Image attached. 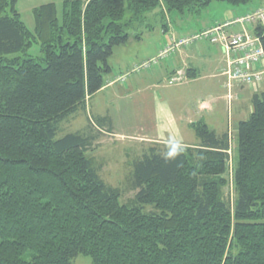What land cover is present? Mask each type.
Listing matches in <instances>:
<instances>
[{"label": "trees", "instance_id": "1", "mask_svg": "<svg viewBox=\"0 0 264 264\" xmlns=\"http://www.w3.org/2000/svg\"><path fill=\"white\" fill-rule=\"evenodd\" d=\"M16 1L0 0V264H71L78 255L91 264H264V87L236 128L232 199V138L203 121L191 124L198 142L175 157L173 144L157 143L133 161L127 202L93 166L91 130L57 137L103 87L114 47L140 39L130 29L145 13L210 0H63L60 16L54 3L34 9V33ZM251 32L264 51V27ZM37 39L38 59L27 52Z\"/></svg>", "mask_w": 264, "mask_h": 264}, {"label": "rangeland", "instance_id": "2", "mask_svg": "<svg viewBox=\"0 0 264 264\" xmlns=\"http://www.w3.org/2000/svg\"><path fill=\"white\" fill-rule=\"evenodd\" d=\"M62 1L17 0L15 9L26 28L34 33V9L43 4L54 3L57 14L60 16L63 6ZM261 6H264V2L261 0H251L246 4L240 5H232L220 0H210L204 7L194 6L183 13L171 12L167 14L163 6L158 4L154 9L144 14L145 20L143 22L135 23L130 29L133 35L141 33V42H138L137 39H130L128 43L114 47L113 53L108 60L112 72L110 75L114 77L117 74L126 72H122L124 70L122 68V57L131 52L136 53L134 57L137 59V57H142L138 56V54H144L149 49L151 50L152 46L156 47L157 43H164L166 40L169 42L171 36H175L176 38L191 37L215 25L232 21ZM129 17V14L126 13L125 19ZM164 26H167V29ZM245 27L248 28V26ZM240 30V25H234L231 28V31L234 32ZM252 30L253 26L249 25L248 31L251 32ZM194 42L198 46L201 44L198 51L203 50L207 52L208 46L212 47L206 40H196ZM27 52L31 57L37 59L42 57L43 53L38 39L32 42ZM193 55L195 56L194 51ZM216 56L218 57L219 53ZM222 56L221 54L220 57L222 58ZM194 58L197 59L195 62L197 63L198 73V81L195 83L186 84V81L170 83L166 71L162 69L156 77L157 81H159V86L157 88L146 89L145 95L133 94L128 96V92L122 89L123 84L121 82L113 83V87L97 94L89 101L86 111L76 112V114L60 123L57 137H62L66 133L77 130L86 133L91 130V133L95 135L92 144L94 151L89 152V156L92 157L93 166L97 168L99 176L106 184L118 187L121 190L120 199L122 202H127L133 198L136 192L129 185L133 161L138 159L150 146L157 144L140 141L137 137L138 130H142L147 122H151L152 107L155 105L153 101L156 93L164 99V102L169 101V109L179 117V127L184 133V141H196V143L198 141L191 126L192 123L188 122L186 116H190L192 122L203 121L207 123L209 128L214 129L216 133L222 131L230 133V137L232 138L230 149L231 161L229 160L228 162L227 173L229 183L224 188V197H233L230 172L233 161L235 163L237 158V152L234 150L237 146L235 140L236 128L238 122L246 119L250 113V111L247 112L244 108L250 105L249 97L254 90L247 86L242 89L241 86L234 85L230 90L231 96L228 98V90L219 82L221 81L224 84V77L211 79L207 77L210 72L214 73L211 70L212 67L209 68L207 65L210 60L206 62L205 55ZM162 62L164 61H160V63ZM165 66H167L166 63ZM169 67H166L167 72L172 69ZM147 72V70H143L139 75ZM204 75H206L205 79L200 78ZM115 80L116 78L114 77L112 81ZM263 87L264 85L260 86L257 90L259 91ZM202 99H209L208 101L212 105L210 110H203L199 107ZM101 109H104L106 116L110 119L111 129L102 128V131L99 132L95 126L96 122L94 118L95 115L97 116L100 113ZM107 130H110L109 134ZM128 135H134L135 138H129ZM150 209L151 207H146V210ZM71 264H91V260L87 256L78 255L72 260Z\"/></svg>", "mask_w": 264, "mask_h": 264}, {"label": "crops", "instance_id": "3", "mask_svg": "<svg viewBox=\"0 0 264 264\" xmlns=\"http://www.w3.org/2000/svg\"><path fill=\"white\" fill-rule=\"evenodd\" d=\"M257 8H260V7H257ZM251 11H253V10H251ZM140 39H141V37H140ZM140 39H138L137 41L141 42L142 40H140ZM167 39H169V38H167ZM201 40H203V39H201ZM167 43H168V40L164 41V43L163 42L157 43L156 47L152 46L151 50L149 49L144 54H138V56H142V57H139V58L137 57V59L134 57V56H136L135 52H131L130 54H127V55L122 57V68H124V70L122 72H124V71H126L125 73L128 72V76L121 83L123 84L122 89L124 91L128 92V94H127L128 96L129 95L131 96L133 94L145 95L146 89L157 88L159 86V84H158L159 81H157L156 77H157V74H160L161 69L166 71L168 79L172 75H174L177 71H183L185 74V78L181 82L186 81L185 82L186 84L187 83L191 84V83L197 82L198 81L197 80V74H198L197 73V63L195 62V60H197V59H195L194 57H201V56L205 55L206 62H208L210 60L207 65L209 66V68L212 67L211 70H213L214 73L210 72L207 75L208 78L211 79V78H216V77H223L220 73V71L223 67V64H224V57L223 56H222V58L220 57L221 54L223 55L222 49L215 44H210V45H212V47L208 46L207 52H204L203 50L198 51L199 46H201V44L198 46V44H195V42L191 43L188 46H181V47L177 48L172 53V55H170V57L168 59L162 60L164 62H162V63L159 62L158 65H156L150 69H147L148 72L145 74L139 75V73H141V71H143V70L132 71L136 64H139L141 61L153 56L154 54H156L157 51ZM193 44H195V45H193ZM191 45H193V46H191ZM215 48H216V50H215ZM128 50H130V49H128ZM195 50H197L198 52L197 51L195 52ZM193 51L195 53V56L193 55ZM218 53H219V56L217 57L216 55ZM165 63L167 66H165ZM169 66H171V67H169ZM166 67L167 68L169 67L172 69L169 70V72H167ZM187 69L194 70L193 71L194 72L193 78H187L186 77V70ZM111 73L112 72L105 75L103 87L97 93H95L89 99V101L93 97H95L97 94H99L103 91H106L107 89L113 87L114 86L113 83H115V84L120 83L118 81H112L114 79V77L116 78L117 76H119V74L112 77L110 75ZM200 78L205 79L206 75H204L203 77H200ZM224 80H225V78H224ZM219 82L221 83L222 86L226 87L225 82H224V84L221 81H219ZM263 84H264V81L262 82L261 86ZM233 86L231 87V89L233 88ZM235 86H241L242 89L245 87V86L237 85V84H235ZM226 89H227V87H226ZM227 94H228V91H227ZM229 94L231 95V92H229ZM251 95L249 97V103H250ZM208 100L209 99H202L199 103V107L202 108L203 110L204 109L210 110L212 105H211V103H209ZM89 101L87 104V108L89 106ZM153 103L155 105L153 106L154 108L152 107L151 122H147L143 126V129L138 130V132H137V137L140 141H144L147 143L151 142V143H162V144H178L179 146H187V145L196 144V141H188V142L184 141V137H183L184 133L179 127V120H178L179 117H177L169 109L170 104H169L168 100L164 102V99L156 93V97H155ZM200 108H198V109H200ZM244 109L247 112L251 111V104L247 105ZM240 113H241V110H240ZM186 118H187L188 122H190V123L194 122V121L193 122L191 121L192 118L190 116H186ZM94 119H95L94 121L96 122L95 126H96L97 130H99V132L102 131V128L103 129L104 128L111 129L110 128L111 127L110 126L111 121L108 118V116H106L104 109H101L100 113H98L97 116L95 115ZM109 132H110V130H107L108 134H109ZM224 132H227V131H222L218 134H222ZM134 135H136V134H134ZM134 135H128V137L129 138H135Z\"/></svg>", "mask_w": 264, "mask_h": 264}, {"label": "built area", "instance_id": "4", "mask_svg": "<svg viewBox=\"0 0 264 264\" xmlns=\"http://www.w3.org/2000/svg\"><path fill=\"white\" fill-rule=\"evenodd\" d=\"M260 23L264 27V7L223 24L215 25L191 37L171 36V42L163 46L157 56L147 58L135 65L132 71L147 70L166 60L181 46H188L196 40H206L219 46L223 51L224 64L220 71L225 78L230 98L231 87L235 84L247 86L256 91L264 81V51L259 37L248 31L249 25ZM233 25H240V31H231ZM245 26H248L245 27ZM127 74L119 75L115 81L123 82ZM183 71H177L169 79L170 83L181 82Z\"/></svg>", "mask_w": 264, "mask_h": 264}, {"label": "clouds", "instance_id": "5", "mask_svg": "<svg viewBox=\"0 0 264 264\" xmlns=\"http://www.w3.org/2000/svg\"><path fill=\"white\" fill-rule=\"evenodd\" d=\"M182 149L180 148V146L178 144H173L171 147H170V150L167 154V157L168 158H173L175 157Z\"/></svg>", "mask_w": 264, "mask_h": 264}, {"label": "water", "instance_id": "6", "mask_svg": "<svg viewBox=\"0 0 264 264\" xmlns=\"http://www.w3.org/2000/svg\"><path fill=\"white\" fill-rule=\"evenodd\" d=\"M88 155V154H87Z\"/></svg>", "mask_w": 264, "mask_h": 264}]
</instances>
